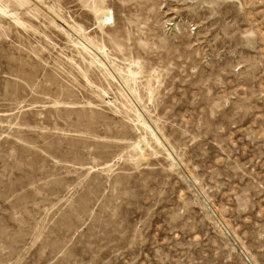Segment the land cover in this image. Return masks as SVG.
Listing matches in <instances>:
<instances>
[{
    "label": "rangeland",
    "instance_id": "rangeland-1",
    "mask_svg": "<svg viewBox=\"0 0 264 264\" xmlns=\"http://www.w3.org/2000/svg\"><path fill=\"white\" fill-rule=\"evenodd\" d=\"M0 1V264H264V0Z\"/></svg>",
    "mask_w": 264,
    "mask_h": 264
},
{
    "label": "bare ground",
    "instance_id": "bare-ground-1",
    "mask_svg": "<svg viewBox=\"0 0 264 264\" xmlns=\"http://www.w3.org/2000/svg\"><path fill=\"white\" fill-rule=\"evenodd\" d=\"M16 2H18V3H23V1L25 2L26 0H15ZM1 2V1H0ZM94 12H95V15L96 16H98V14H100L101 16L102 15H104V14H102L101 12L102 11H100V10H98V8H97V10L95 11L94 10ZM111 11L110 10H108V12H107V15H104V17L107 19V22H104V23H108V21H110L111 19H112V16H111V13H110ZM0 14L1 15H5V16H7V17H10V18H12V19H14V21H16L17 22V24H19L20 26H23L24 25V23L20 20V19H18V16L16 15V13H12L10 10H8V8H6L3 4H1L0 3ZM94 14V13H93ZM94 16V15H93ZM99 17V16H98ZM96 19V18H95ZM101 19V18H100ZM100 25H104L103 24V22L100 24ZM105 26V25H104ZM99 27H101V26H99ZM71 29H73V28H71ZM73 31H78L76 34H78V33H82V34H84L85 33V31L83 30V27H79L78 26V29L76 30V29H73ZM64 32V31H63ZM80 33V34H81ZM79 35V34H78ZM68 37H69V35H67ZM71 36V35H70ZM82 37H84V36H82ZM70 38V37H69ZM71 39V38H70ZM76 41V40H75ZM74 41V42H75ZM85 41V40H84ZM88 41V40H87ZM73 42V43H74ZM77 42H79V40L77 41ZM90 43H91V40H90ZM86 44V43H85ZM89 44V43H88ZM93 44V43H92ZM74 45V44H73ZM79 46L80 48H82V49H80L79 47V49H80V51L81 50H83V52L84 53H86L87 55H89L90 57H91V64L92 65H97V64H99L98 66H100L101 68H103V70H105V67H104V64L97 58V56L95 55H93L94 53H92L91 51H90V49L88 48V47H86L85 45H83L82 43H76L74 46ZM91 45V44H90ZM90 47V46H89ZM92 48H93V46H92ZM101 50H102V48H101ZM105 50V49H104ZM105 56V55H104ZM90 59V58H89ZM139 65V63H137L136 64V62H135V64L133 63L128 69H127V71H126V75H127V81H129V80H134V82H136V80H137V78H138V74H136L133 70H132V67L133 66H138ZM107 70V69H106ZM117 73V72H116ZM128 83V82H127ZM132 105V104H131ZM138 114V113H137ZM137 114H136V116L135 117H137V119H138V116H137ZM137 122V121H136ZM145 123V122H144ZM141 125V124H140ZM142 126V125H141ZM145 128L146 129H148V130H150V128L148 127V126H146L145 125ZM154 133V132H153ZM151 134H152V132H151ZM153 136H154V134H153ZM154 138V137H153ZM144 139V138H143ZM154 140H158V139H154ZM159 141V140H158ZM157 142V141H156ZM136 143V142H135ZM138 143V142H137ZM144 143V142H143ZM159 143V142H158ZM140 144L141 143H139V144H134V146H135V150L136 151H142V150H144V149H142V146H140ZM133 146V145H132ZM133 146V147H134ZM148 146V145H147ZM144 152V151H143ZM143 156V155H142ZM170 157V156H169Z\"/></svg>",
    "mask_w": 264,
    "mask_h": 264
}]
</instances>
